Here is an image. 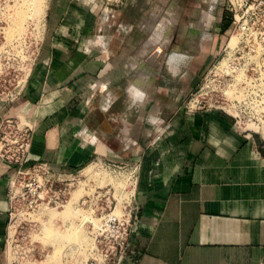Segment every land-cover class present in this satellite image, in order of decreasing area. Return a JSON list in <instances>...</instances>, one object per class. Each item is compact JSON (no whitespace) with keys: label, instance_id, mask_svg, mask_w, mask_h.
Returning <instances> with one entry per match:
<instances>
[{"label":"crops","instance_id":"1","mask_svg":"<svg viewBox=\"0 0 264 264\" xmlns=\"http://www.w3.org/2000/svg\"><path fill=\"white\" fill-rule=\"evenodd\" d=\"M46 18L21 92L0 100V120L22 114L35 124L28 164L68 172L98 159L140 164L129 251L119 264H261L264 143L220 111L186 109L216 53L206 46L174 65L170 53L164 75L159 61L139 58L136 15L121 4L50 0ZM172 31L155 34L160 42L148 52H163L161 37ZM11 171L0 158V264L13 221Z\"/></svg>","mask_w":264,"mask_h":264},{"label":"rangeland","instance_id":"2","mask_svg":"<svg viewBox=\"0 0 264 264\" xmlns=\"http://www.w3.org/2000/svg\"><path fill=\"white\" fill-rule=\"evenodd\" d=\"M49 3L50 0H0V67L7 79L18 75L19 56L30 54L44 40ZM108 3L109 6L121 4L127 12L136 15L132 26L140 42L138 56L153 67L159 61L164 75L171 66L167 56L173 51L184 53L186 63L195 51L207 46L216 53L209 65L226 58L232 53L230 47L239 44L246 46V50L237 53L236 62L264 81V0H110ZM230 17L233 18L231 29L215 36L214 32H219ZM168 31L174 35L162 36L165 49L155 53L159 46L154 49V45L160 42L155 34ZM150 43L154 44L152 52L147 48ZM144 47L147 51H142ZM20 75L21 72L18 79L24 77ZM7 87L13 88L9 84ZM108 163L98 159L88 167V172L85 169L72 175L61 186L70 191L68 201L62 206L48 203V198L40 200L32 191L16 193L20 189L16 186L7 264H116L114 243L99 236L101 216L103 208L117 200L115 212L123 213L128 175L124 169Z\"/></svg>","mask_w":264,"mask_h":264},{"label":"built area","instance_id":"3","mask_svg":"<svg viewBox=\"0 0 264 264\" xmlns=\"http://www.w3.org/2000/svg\"><path fill=\"white\" fill-rule=\"evenodd\" d=\"M232 25L233 22L227 30L231 29ZM238 45L230 47L232 53L226 58L206 65L196 87L186 101V109L189 112L220 111L233 118L236 127L244 136L253 140L256 135H259L264 143V81L259 75L236 62L237 53L246 50V46ZM39 49L40 43L30 54L19 56V73L12 78L4 77L0 67V100L2 102L7 103L19 95ZM239 58H243V55ZM20 72V76L24 77L18 79ZM8 84L13 88H8ZM34 128L35 124L22 114L3 117L0 120V158L12 168L7 185L11 215H13V189L17 185L20 189H16V193L21 190H25L26 193L32 191L38 195V199L48 198V203H54L58 207L68 201L70 194V191L68 192L66 188L62 189L61 186L72 175L80 172L58 170L48 162L29 165ZM108 164L124 169L128 175L123 213L116 214L115 210L119 202L111 201L102 210L99 233L101 239H108L114 243L113 263L119 264L129 251L133 217L137 210L136 195L140 164L137 162L127 164L109 162ZM106 210L108 211L105 212ZM261 264H264V260Z\"/></svg>","mask_w":264,"mask_h":264},{"label":"bare ground","instance_id":"4","mask_svg":"<svg viewBox=\"0 0 264 264\" xmlns=\"http://www.w3.org/2000/svg\"><path fill=\"white\" fill-rule=\"evenodd\" d=\"M194 28V27H193ZM163 29V28H162ZM196 29V28H195ZM198 29V27H197ZM190 30V29H189ZM190 55V54H188ZM186 57V55L182 52L179 51V53H171L170 56H169V60L171 61L172 65H174L175 62H178L179 60H183V58ZM90 167V166H89ZM90 168L86 169V171L88 172ZM85 170V169H84ZM69 208V207H68ZM67 209V208H66ZM71 209V207H70ZM70 209L68 211H70ZM55 212V210H54ZM67 212V211H66ZM52 213H53V210H52ZM56 214V212H55ZM54 215V213L52 214ZM17 219V218H16ZM16 221V220H15ZM81 241V240H80Z\"/></svg>","mask_w":264,"mask_h":264},{"label":"trees","instance_id":"5","mask_svg":"<svg viewBox=\"0 0 264 264\" xmlns=\"http://www.w3.org/2000/svg\"><path fill=\"white\" fill-rule=\"evenodd\" d=\"M232 21H233V18L230 17L229 20H226V21L224 22V24H223V28H222L223 32H226V30H227V29L230 27V25L232 24Z\"/></svg>","mask_w":264,"mask_h":264}]
</instances>
